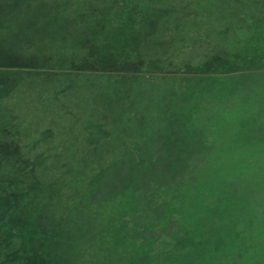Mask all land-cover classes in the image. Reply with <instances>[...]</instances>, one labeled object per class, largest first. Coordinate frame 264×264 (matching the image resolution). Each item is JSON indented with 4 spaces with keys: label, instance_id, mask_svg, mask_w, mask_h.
Returning a JSON list of instances; mask_svg holds the SVG:
<instances>
[{
    "label": "rangeland",
    "instance_id": "1",
    "mask_svg": "<svg viewBox=\"0 0 264 264\" xmlns=\"http://www.w3.org/2000/svg\"><path fill=\"white\" fill-rule=\"evenodd\" d=\"M42 1L47 6L51 2L60 11L67 0H0V140L6 138L9 132H17L24 141L33 137L37 140L33 146H27L24 153L20 143L0 144V158H3L0 164V264H76L79 257L87 260L97 258L99 264H124L126 257L118 259V255L129 250L130 246L126 242L118 243L116 239L118 233L123 232L119 229L122 224L130 225L128 214L122 213V218H119V209L113 208L99 221V215L92 212L96 205L85 206L84 199L80 201L74 195L68 197L65 190V179L73 175L71 181L76 186L75 179L80 171L89 172L88 167L106 162L104 158L96 161L94 156L84 157V149L91 147L84 146L79 139L91 123V131L102 135L100 142L106 144L104 147L111 152V156L124 153L127 149L130 152L142 149L144 169L137 181L145 192L139 193L141 196H138L135 207L145 212L144 215L141 211L144 217H138L141 225L153 215L167 222L169 212L166 206L159 205L151 212L149 191L156 190V186L169 185L173 188L170 190L175 207L173 216H179L182 222L177 226L167 225L169 229L180 227L189 231L190 238H199L218 219L222 223L219 232H231L237 223V214L250 211L248 206L253 203L251 218L259 220L257 228L264 230V217L255 213L264 206V70L222 73L209 67L204 69L207 79L195 81L186 76L188 71L194 70L196 57L190 59L191 56L179 51L172 61H160L163 65L156 67L153 64L145 71L133 67L111 71L94 66L93 72L99 74L81 87L83 76L91 72L81 68L72 71L74 64L58 67L53 63L52 53L65 50H62L63 45L58 38L54 45L60 49L51 53L53 44L50 39L48 42V31H43V26L49 23L41 21L32 25L28 24L30 19H25L27 25L23 26V18L30 13L24 5L37 7ZM68 1L83 8L88 2L100 4L99 0ZM222 5L237 6L236 19L220 27L223 34H231V40L227 38L228 48H244L246 51V47L253 48L254 44H259L257 39L247 35L254 27L249 14L264 16V2L225 0ZM238 7L243 10L240 9L239 14ZM216 14L222 16L211 13L207 17L210 22L220 19ZM38 34L44 38L34 39ZM73 41L77 42L76 38ZM201 45L198 44L199 49L191 52L193 56L199 57L203 48ZM186 49L190 51L191 48ZM212 49L215 47L212 46ZM180 60L181 63H178ZM13 69L18 72L14 73ZM220 75L223 78H218ZM229 80L239 83L235 86L230 84L229 90L220 85ZM57 87L66 89L63 94L57 95L59 105L50 97L51 91L54 92ZM226 91L229 93L226 94ZM62 104H66L73 115H64L63 111V116L58 117ZM178 107L198 114L189 121L190 138L164 133L159 135L165 130L169 133V130L176 129L177 118L180 117ZM169 117L171 119L167 121ZM93 118L97 121H92ZM95 123L100 125L97 127ZM52 134L58 138L54 139L56 142L62 138L61 143H49ZM4 148L8 151L12 149L10 155L8 151H3ZM56 153L61 157L52 163ZM21 155L25 160H19ZM61 167L73 170H70L71 174L64 172L63 177L57 179L59 184H56L50 176ZM174 186L179 188L175 191ZM58 197L60 199L56 201ZM257 201L262 204H255ZM58 202L59 206L65 204L67 207L64 210L59 208L57 214H53L51 208ZM94 216L96 222L93 221ZM71 217L73 225L77 226L76 230L71 228L72 232L77 235L78 231H82L75 245L67 240L65 229L53 228L51 237V232L40 233L41 236L47 235V241L43 240L42 244L46 249H37L34 235H38L39 224L47 231L48 224ZM89 219L92 224L88 225ZM55 234L59 235L53 237ZM170 238L164 232L157 243L163 241L162 247L166 248ZM164 248L160 250L164 251ZM122 255L125 256L124 253ZM253 260L248 257L241 261L250 264ZM125 263L131 264V260ZM161 264L217 263L207 258L185 257L179 260L173 255Z\"/></svg>",
    "mask_w": 264,
    "mask_h": 264
},
{
    "label": "trees",
    "instance_id": "2",
    "mask_svg": "<svg viewBox=\"0 0 264 264\" xmlns=\"http://www.w3.org/2000/svg\"><path fill=\"white\" fill-rule=\"evenodd\" d=\"M99 1V5L88 2L85 8H83L84 6H75L67 0L64 3L65 5H62L64 8L60 11H57L58 9L56 10L51 2L48 6L45 4L46 2L43 1L40 2L37 7L27 4L24 5L25 8L28 7L30 13L23 18V26L27 25L25 19H30L31 21H28V24L32 25L38 24L39 22L41 23V21L43 23L45 21L49 23L48 26L46 24L43 26V31H48V42L50 39V42L53 44L51 53L55 51V49H60L56 48L55 45L57 44L56 39H61L63 45L62 50L64 49L65 51H61L60 49L56 50V53H52L51 57L53 63L55 65L57 64L56 66L58 67H60L59 65L61 64H68L69 66L74 64L71 68L72 71H78L79 68H81L91 72V74L83 76L84 81L80 84L81 87L82 84H86L85 82L90 81L92 77L99 74L93 72L95 69L94 66L96 68H107L111 71L119 68L129 69L130 67L145 71L154 65L159 67L160 64H162L160 61H172L179 51L191 56L190 59L196 57V60L194 59V70L188 71L186 76L188 79L194 78L195 81L201 82L207 79V72L204 69L209 67H214V71L222 73L239 72L243 70H264V16L261 17L257 13L249 14L253 20L252 25L254 27L249 30V33L247 32V35L251 36L253 40L257 39L259 44L256 46L254 44L253 48L249 47L247 49L246 47L245 51L244 48L240 50L229 49L228 39L231 40V34L227 36L226 32L223 34V31H221L222 29L220 27L223 26L225 22L235 20L237 17V6H221L225 0ZM261 1L264 2V0ZM20 6L21 5H19V8H21ZM240 9L242 10L241 7H238V14ZM211 13H220L222 16L216 14L220 19H217L213 23L207 18ZM175 22L177 24H175ZM0 27L2 28L1 25ZM1 31L2 30H0V32ZM59 32H61V34H59ZM64 35H68L69 37L67 38ZM43 38L44 36L42 34H38L34 39L41 40ZM74 38H76L77 42L73 41ZM198 44L199 46L201 44V46H203L202 52L200 55L198 54L199 57H197V55L193 56V53H191L199 49ZM212 46L215 47L214 50ZM186 47H190V51H187ZM189 60L187 61L189 62ZM178 63H181V60ZM110 70L108 72H111ZM12 71H15L14 73L18 72L17 69H13ZM218 78L223 77L220 75ZM238 83L239 81L234 83L229 80L220 85H225L229 90L230 84H234L235 86ZM66 88H69V86H66ZM65 90V88L62 89L57 87L54 89V92L51 91L50 97L57 103V95L63 94ZM228 93L226 91V94ZM179 95V99L183 98L181 92ZM179 99L178 101H180ZM66 106V104H62V110L60 108L58 109L60 110V112L57 113L58 117L62 115L63 111L64 115H73L72 111L68 110ZM178 109L180 117L177 118L178 122L176 129H171L172 132L169 130V133H167L168 130H165L159 135L164 133V135H176L178 138H190L189 135L192 131L189 121L192 120V116L196 117L198 114L184 111L181 107H178ZM186 114L189 116L186 117ZM168 119H171V117L167 118V121ZM92 121L97 120L93 118ZM168 124L172 125V123ZM92 125V123L91 125L88 124L85 129L86 132H84L83 137L79 139L83 141L84 146L87 144L86 146L91 147L89 149H84L86 152L82 153L85 158L94 156L96 161L100 160V158H104L106 162H102V164L96 162V165L88 167L89 172L86 170L83 172L80 171L81 173L79 172L75 179L76 186L71 181L74 177L73 175H71L68 180L65 179V185L67 186L65 190L68 191V197L74 195L73 197L77 196L80 201L84 199V202L87 204L85 206L96 205V208H93L92 212L99 215V221L103 218V214L111 213L113 208L119 209L117 213V215L120 213L121 217L119 218H122L123 214H128L130 225L127 226L122 224V228L119 229H122L123 232L120 231L116 239L118 243L126 242L130 246L129 250L118 255V259L126 257L124 259V264H126L125 262L128 260H131V264H161L163 260H170L173 258V255L174 257H178L179 260L185 257L193 259L207 258L217 264H246L241 260L249 257L254 259L250 264H264L261 263V261L264 260V230H259L257 228V224L260 222L259 220L255 221L251 218L250 214L253 211V206H255L253 203L248 206L251 209L250 211L240 212L241 215L237 214V223L231 228V232H222L223 234L219 232L221 220L219 221L217 219L214 221L213 226H210L209 231L205 230L203 232V237L190 238L189 233H187L189 231L185 229H180V227L178 229L176 227L177 230H172L171 227L170 229L167 227V225H179L182 222L179 216L175 218L173 216L175 207L172 196H170V190L173 188L169 185H161V187L156 186V190L152 189L149 191L152 200L150 209L153 213L152 208L156 209L159 205L166 206L165 209L169 212L168 220L167 222H162L159 217L153 215L147 218L148 221L141 225V223H139L141 220H139L138 217L141 215L144 217L145 212L142 211V207L139 206L144 213L143 215L141 211L139 209L137 210L135 207L138 205V196H141L139 193L142 192L144 194L145 192V188H142V186H140L141 183L137 181L144 169V163L141 158L143 155H141L142 149L136 151L133 149L131 152L127 149L124 153L111 156V152L106 151L104 147L106 144L100 142L102 135L96 131H91ZM98 125L100 124L95 123V126L98 127ZM2 137L3 136H1V138ZM5 137L6 138L3 137L0 140V144L11 141L14 145L20 143L22 144V152L25 151L24 149H26L27 146H33L37 141L34 140V137L33 139L24 141L19 134L17 135V132H9ZM56 138L55 134H52L51 140L48 142L53 145L55 143H61L62 138L57 140V142L56 140L54 141ZM98 147L100 149H96ZM3 151H8V149L5 150L4 148ZM11 152L12 149L8 151L7 154L10 155ZM28 152L29 151H26V154L29 155ZM82 153L81 156H83ZM56 154V158H53L52 163H55L56 159L61 157V154ZM125 159H127V162ZM2 160L3 158L1 157L0 164H2ZM19 160L25 159L21 155ZM53 170L54 169L51 171ZM64 170V167L60 169L56 168L54 174L50 176V179H53L56 184H59L57 179L63 177L64 172L71 174L70 170L73 169ZM174 188L176 191L179 187L174 186ZM251 191L252 190H250V192ZM59 199L60 197H58L56 201ZM73 199L70 201H73ZM155 203H157V206H153ZM255 204H262V202L257 201ZM64 205L65 204L59 206V202L54 204L51 208L53 214H57L58 211L56 210L59 208L64 210L63 208L67 207ZM255 213H258L257 215L259 217H264V206L255 210ZM91 215V217H93V213ZM110 219L112 218L110 217ZM16 220H14V222H16ZM73 220L74 219L71 217L68 220L61 219L54 221L55 223L48 224L50 226L47 231L39 224L37 227L38 235H34L38 242L36 245L37 249H46L43 248L44 245H42L46 240L47 235H45V233L51 232V237L52 232H54L53 228L65 229V231L68 232L67 240H70L72 245H75L74 242L80 239V232L82 231H78L79 234L77 233V235L72 232L71 228L73 230L77 229V226L72 223ZM87 221H90L87 223L88 225L92 224L91 219ZM93 221L96 222L95 216ZM90 227L94 226L90 225ZM255 228H257V230H254ZM106 230H109V228H106ZM41 232H45V236H41ZM164 232H167L171 236L169 242H167L166 248L162 247V244H164L163 241L159 242V244L157 243L160 234ZM18 233L22 234V232ZM58 235L55 234L53 237ZM48 239L50 240L51 238ZM163 248L165 250L161 251L160 249ZM123 253L125 256L122 255ZM81 259V257L78 258V264L85 263L86 261L89 262V264H99L100 261L99 259L97 260V258L95 260H92L94 259L92 258V261L85 258ZM260 259L261 261H259Z\"/></svg>",
    "mask_w": 264,
    "mask_h": 264
}]
</instances>
